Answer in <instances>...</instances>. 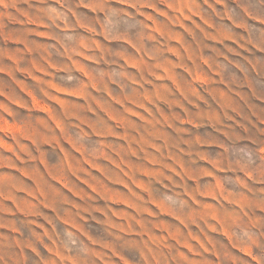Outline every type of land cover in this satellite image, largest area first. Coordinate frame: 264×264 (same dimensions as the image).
Listing matches in <instances>:
<instances>
[{"label": "rangeland", "instance_id": "obj_1", "mask_svg": "<svg viewBox=\"0 0 264 264\" xmlns=\"http://www.w3.org/2000/svg\"><path fill=\"white\" fill-rule=\"evenodd\" d=\"M0 264H264V0H0Z\"/></svg>", "mask_w": 264, "mask_h": 264}]
</instances>
